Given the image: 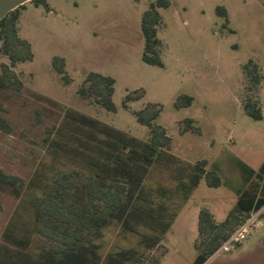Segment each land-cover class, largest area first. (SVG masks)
<instances>
[{"label":"rangeland","instance_id":"rangeland-1","mask_svg":"<svg viewBox=\"0 0 264 264\" xmlns=\"http://www.w3.org/2000/svg\"><path fill=\"white\" fill-rule=\"evenodd\" d=\"M168 1V8L157 10L160 67L141 60V17L154 0L26 3L17 12V29L31 45L32 59L12 68L19 91L0 88V171L22 181V195L40 166L54 161H45L47 153L70 150L68 142L74 149V139L95 145L75 130L109 141L129 158L149 136L135 113L147 104L159 110L153 123L165 130L169 149L149 156L144 184L148 201L155 202L149 208L161 215L158 229L165 230L155 235L154 248L143 249L136 235L109 227L100 250L119 264H192L198 212L206 209L220 223L250 187L264 189V0ZM54 58L64 61L66 79L54 70ZM2 64L8 60L0 55ZM253 66L260 78L255 97L261 120L242 108L253 96L245 76V71L255 75ZM91 72L114 80L113 112L77 93ZM180 96L192 99L189 107L175 108ZM60 133L61 141L51 143ZM198 162L218 185L207 187L202 177L185 199L184 186ZM18 203L11 189L0 186V264H17L23 253L6 238L29 232L28 221L13 216ZM25 222V230L18 227ZM131 252L137 262L127 258ZM216 252L204 264H264L260 217L240 245Z\"/></svg>","mask_w":264,"mask_h":264},{"label":"trees","instance_id":"trees-1","mask_svg":"<svg viewBox=\"0 0 264 264\" xmlns=\"http://www.w3.org/2000/svg\"><path fill=\"white\" fill-rule=\"evenodd\" d=\"M30 3L37 7L44 4V0H33ZM25 5L0 20V55L8 60V64L0 66L1 89L19 91L22 85L12 68L32 59L31 45L20 37L17 29V12ZM169 5L168 0H154L141 17L140 29L144 39L141 60L147 65H162L158 55L160 44L156 38V27L160 21L157 10L166 9ZM217 12L224 15L222 9H217ZM52 66L66 79L62 59L54 58ZM252 70L254 76L247 71L245 76L249 91L255 97L260 90V78L255 66ZM113 85L112 78L91 72L84 77L77 93L82 98L91 99V103L113 112ZM252 97L243 100V111L251 119L261 120L258 100ZM191 101L189 97L180 96L174 106L177 109L187 108ZM158 113L156 106L151 104L135 113L137 121L147 127L149 136L146 141L135 145L136 151L129 158L123 157L109 141L98 140L77 129V134L80 132L96 147L74 139V149L69 148L68 142L64 145L70 150L57 149L53 155L47 153L48 160L45 161H49V158L54 161L50 164L44 162L40 166L28 181L23 195L20 193L22 181L0 171V186L11 189L19 201L13 216H22L29 223V232L24 234L25 231L21 230L19 238L6 235L7 240H15L20 250H23L17 264H119L108 260L100 250L102 233L109 227H117L121 232L136 235L139 248L155 247V235L160 236L165 229H158L161 215L156 217L154 210L149 208L155 202L148 201L145 175L149 168V156L157 151H167L170 144L165 130L153 123ZM184 123L189 125L192 122L185 120ZM61 134L57 141L51 143L60 142ZM107 134L111 135L110 132ZM203 166L204 162H198L191 167L187 187L184 186L185 199L198 186L202 177L207 187L218 185L212 173H204ZM263 207L264 189L259 191L250 187L237 199L234 212L220 223L215 222L208 210H200L197 216L198 240L195 245L197 254L192 264H204L240 224ZM26 223L18 227L25 230ZM164 227H167V223ZM131 253L127 258L136 261V252ZM122 254L129 255L130 252Z\"/></svg>","mask_w":264,"mask_h":264},{"label":"built area","instance_id":"built-area-1","mask_svg":"<svg viewBox=\"0 0 264 264\" xmlns=\"http://www.w3.org/2000/svg\"><path fill=\"white\" fill-rule=\"evenodd\" d=\"M259 216V213L251 215L247 220H245L242 224H240L234 232L228 237L226 241H224L219 247L218 253H228L230 247L233 245H240L248 236V231L252 226L255 225V220Z\"/></svg>","mask_w":264,"mask_h":264},{"label":"water","instance_id":"water-1","mask_svg":"<svg viewBox=\"0 0 264 264\" xmlns=\"http://www.w3.org/2000/svg\"><path fill=\"white\" fill-rule=\"evenodd\" d=\"M32 1L33 0H0V20H2L8 13Z\"/></svg>","mask_w":264,"mask_h":264},{"label":"crops","instance_id":"crops-1","mask_svg":"<svg viewBox=\"0 0 264 264\" xmlns=\"http://www.w3.org/2000/svg\"><path fill=\"white\" fill-rule=\"evenodd\" d=\"M263 209H261L258 213H259V217H260V222L262 224H264V213H263Z\"/></svg>","mask_w":264,"mask_h":264}]
</instances>
